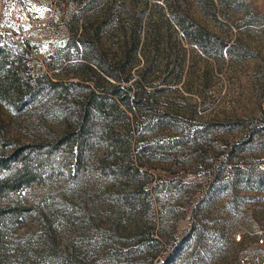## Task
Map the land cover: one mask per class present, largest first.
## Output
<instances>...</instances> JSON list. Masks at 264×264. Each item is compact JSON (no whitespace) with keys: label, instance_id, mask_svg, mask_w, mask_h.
Returning <instances> with one entry per match:
<instances>
[{"label":"rangeland","instance_id":"1","mask_svg":"<svg viewBox=\"0 0 264 264\" xmlns=\"http://www.w3.org/2000/svg\"><path fill=\"white\" fill-rule=\"evenodd\" d=\"M91 1L0 0V155L45 160L1 264L264 259V0ZM5 4L59 24L19 45Z\"/></svg>","mask_w":264,"mask_h":264},{"label":"trees","instance_id":"2","mask_svg":"<svg viewBox=\"0 0 264 264\" xmlns=\"http://www.w3.org/2000/svg\"><path fill=\"white\" fill-rule=\"evenodd\" d=\"M96 2L99 4L95 5ZM102 5H103V0H92L89 4V11L93 13L95 11L99 12L97 8L101 7ZM171 14L173 16L172 19H175L176 21L175 20L174 21L178 23V25H180L181 27H184V25L189 27V25H187L189 24V22H185V21L180 22L179 20H177L173 12H171ZM113 15L114 14H112V12L111 13L105 12V14L103 15L104 21L100 24L98 31L94 32L95 38H97V36L99 35V30L103 26L107 24L109 25L111 24L112 21H114L112 19ZM165 23L170 27L169 21L166 20ZM148 31L151 30L148 29ZM201 36H202V30L200 28H195V35L190 36V39L193 40L195 43H199V37ZM93 42H94V46L97 47L98 46L97 40L95 39L93 40ZM135 43L136 42H133L132 46L128 47L124 52L126 60L127 58H129V56H131L134 52H136L137 45ZM1 50L2 49L0 48V51ZM97 63L103 68L101 62H97ZM103 63L104 66L106 65L105 67L107 69L105 72L106 75L111 77L116 82L114 90H112L113 93L121 98V93L127 90L126 87H124V84H127L132 80V75L130 72L131 70L127 71L124 69L126 61L123 63V66L119 68H115L113 64H109L107 62H103ZM134 66L135 64L131 65V67ZM93 100L88 103L86 112H89L92 109V107L98 112L101 111V107L96 106L101 104H95ZM127 105L128 108L131 110L132 109L131 104L129 103ZM40 149L42 148L29 146L24 149L13 151L11 154L7 156L2 154L0 155V251H2V249H4V246L6 245L5 244L6 232L12 228L15 229L19 225L22 216H24L23 206L19 204L16 205L11 204L9 206L8 204L4 205L3 203L7 201V196L10 193L19 191L22 187L29 186L35 181L36 176L31 171L32 170L31 166L38 164L40 162L43 163L45 161L43 157L40 156L41 153ZM26 150L28 151L26 152ZM33 155H35V157L31 159ZM22 159L24 160L22 161Z\"/></svg>","mask_w":264,"mask_h":264},{"label":"built area","instance_id":"3","mask_svg":"<svg viewBox=\"0 0 264 264\" xmlns=\"http://www.w3.org/2000/svg\"><path fill=\"white\" fill-rule=\"evenodd\" d=\"M1 10L10 16H16L19 24L16 29L15 40L17 44L25 46L38 31H42L49 28H56L59 24V20L53 17L50 21L45 20L43 16L37 12H30L27 15H23L18 12L16 7L12 5L5 4L2 6ZM4 40L6 37L4 36ZM35 52V50H33ZM264 241L260 240L262 244ZM264 264V259L259 256H245L241 259L240 264Z\"/></svg>","mask_w":264,"mask_h":264}]
</instances>
